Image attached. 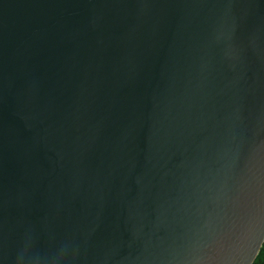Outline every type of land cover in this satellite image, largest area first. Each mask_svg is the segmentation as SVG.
<instances>
[{
	"label": "water",
	"instance_id": "95a60500",
	"mask_svg": "<svg viewBox=\"0 0 264 264\" xmlns=\"http://www.w3.org/2000/svg\"><path fill=\"white\" fill-rule=\"evenodd\" d=\"M264 0H0V264H253Z\"/></svg>",
	"mask_w": 264,
	"mask_h": 264
},
{
	"label": "trees",
	"instance_id": "16d2710c",
	"mask_svg": "<svg viewBox=\"0 0 264 264\" xmlns=\"http://www.w3.org/2000/svg\"><path fill=\"white\" fill-rule=\"evenodd\" d=\"M253 264H264V244H263L259 254L257 255L255 261L253 262Z\"/></svg>",
	"mask_w": 264,
	"mask_h": 264
}]
</instances>
